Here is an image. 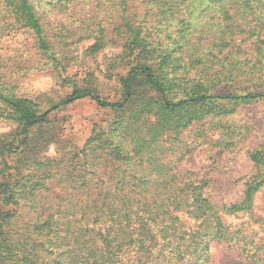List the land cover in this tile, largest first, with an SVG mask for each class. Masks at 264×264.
I'll return each instance as SVG.
<instances>
[{
    "label": "trees",
    "instance_id": "trees-1",
    "mask_svg": "<svg viewBox=\"0 0 264 264\" xmlns=\"http://www.w3.org/2000/svg\"><path fill=\"white\" fill-rule=\"evenodd\" d=\"M59 1L92 8L74 30L59 22L60 33L92 40L91 55L120 48L110 69L125 73L115 101L64 75L71 93L46 109L0 87V120L15 125L0 135V264H214L215 244L264 264V215L255 212L264 144L248 151L252 169L236 198L179 167L215 132V147L234 151L230 117L264 100V0ZM49 25L32 0H0V39L32 34V57L65 72ZM0 67L7 75L1 55ZM84 99L116 119L107 131L94 126L68 160L42 158L51 113ZM227 214L247 216L263 236L234 231Z\"/></svg>",
    "mask_w": 264,
    "mask_h": 264
},
{
    "label": "rangeland",
    "instance_id": "rangeland-1",
    "mask_svg": "<svg viewBox=\"0 0 264 264\" xmlns=\"http://www.w3.org/2000/svg\"><path fill=\"white\" fill-rule=\"evenodd\" d=\"M32 1L50 24L49 29L53 32L51 35L57 44L58 56L67 66L65 69L67 74L47 57L33 58L32 55H36L34 36L26 31H20L0 39V55L9 69L7 75H4V69H0V75L3 76H0V87L7 94L30 98L42 109H46L71 93L72 86L64 79V75H67L80 86L94 88L97 86L101 96L111 101L117 100L120 76L125 72L122 68L115 70L111 66L110 69V64H113L112 60L121 49L108 46L97 55H91L87 49L93 43L92 40L77 42V38L72 39L76 32L60 33L56 26L59 22H64L68 26L71 25V29L74 30L78 27L77 20L87 15L92 10L91 6L73 4L68 8L69 4L66 7L61 6L59 0ZM70 36L71 39L67 40ZM35 60L40 63L35 64ZM109 74L111 77L108 79ZM115 119L116 115L108 109H102L91 99L61 107L49 117V132L47 131L45 137L50 143L43 150L41 157L52 162L68 160L71 154L84 147L93 135L94 126L107 131V126ZM229 123L233 124L236 128L235 134L238 135L235 142L238 140L239 145L234 151L215 147L220 139L223 140L222 133L215 132L207 138V143L202 142L204 144L189 154L179 167L181 170L195 171L201 173V176L213 178L212 186L216 187L215 189L227 192L231 190L229 198H236L243 192L245 178L252 169L248 151L264 144V100L240 106L230 117ZM13 128H15L13 122L7 119L0 120V135L10 132ZM19 158L20 156L10 157L9 164L17 166ZM16 175L17 172L13 171L12 177ZM255 212L264 215V192L256 197ZM225 221L234 231L239 230L248 238L252 237L259 241L263 236V227L254 225L243 214H227ZM211 254L214 264H250L239 253L237 247L231 248L226 244L213 245Z\"/></svg>",
    "mask_w": 264,
    "mask_h": 264
}]
</instances>
